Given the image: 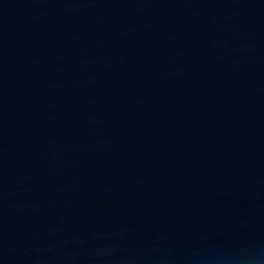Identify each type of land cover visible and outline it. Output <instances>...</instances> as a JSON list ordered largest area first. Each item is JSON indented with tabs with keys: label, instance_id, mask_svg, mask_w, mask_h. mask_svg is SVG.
Here are the masks:
<instances>
[{
	"label": "water",
	"instance_id": "1",
	"mask_svg": "<svg viewBox=\"0 0 264 264\" xmlns=\"http://www.w3.org/2000/svg\"><path fill=\"white\" fill-rule=\"evenodd\" d=\"M0 264H264V0H0Z\"/></svg>",
	"mask_w": 264,
	"mask_h": 264
}]
</instances>
